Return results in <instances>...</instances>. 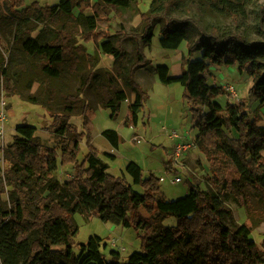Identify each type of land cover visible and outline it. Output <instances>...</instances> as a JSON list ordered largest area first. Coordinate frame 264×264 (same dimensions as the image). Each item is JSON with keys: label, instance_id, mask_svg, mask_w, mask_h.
I'll use <instances>...</instances> for the list:
<instances>
[{"label": "trees", "instance_id": "trees-1", "mask_svg": "<svg viewBox=\"0 0 264 264\" xmlns=\"http://www.w3.org/2000/svg\"><path fill=\"white\" fill-rule=\"evenodd\" d=\"M19 6L22 1L17 0ZM59 0L53 6L41 7V13L53 16L71 14L75 6L80 17L85 18L88 29L83 37L100 45L106 55L116 59L124 53L121 41L113 42L102 30L98 21L104 19L106 6L129 7L136 0H100L95 5L81 0ZM196 0H152L148 11L142 12L144 24L136 38L137 59L126 74H121L132 86L136 100L130 106V122L136 124L144 108L148 92L134 79V69L150 65L164 84L180 83L184 87V99L192 103L194 127L198 130L195 141L210 163L213 190L206 192L189 182V192L174 199L157 197L162 179L150 174L144 177L140 164L130 161L126 175L116 177L108 172L110 165L102 159L93 142L91 128L84 121V131L69 121L75 111L67 105V113H56V135L61 138V164L74 163L77 174L72 180L60 181L55 171L59 167L56 148L44 145L36 136L37 127L30 124L17 126L14 141L3 149L4 157L11 164L0 172V195L7 193L9 203L0 206V264H44L45 260L57 264H264V237L261 244L251 238L249 224L236 228L225 223L230 213L220 199L221 195H235L248 212L255 211L254 199L264 206V125L258 115L252 116L247 105L227 103L222 105L216 98L225 93L223 86L209 84L205 72L211 65L237 66L240 73L253 78L250 95L264 108V42L249 40L242 34L230 31L220 34L216 27L210 32L199 30L200 37L192 41L183 23L188 20L167 18L160 28V43L164 48L177 49L187 41V56L182 57L181 75L170 76L168 65L153 66L146 57L142 43L150 44L154 37L157 20L165 11L183 2ZM253 0H207L219 11L237 16ZM33 5L39 6L38 2ZM92 7V15H84L85 7ZM20 45L27 55L41 56L42 69L50 77L59 76L56 64L69 62L70 72L79 70V57L74 50L82 51L81 45L70 44L71 35L66 28L45 42L31 32H23ZM103 39V42H102ZM0 46L3 48L1 39ZM196 52L202 56L194 60ZM2 57V54H1ZM0 101L3 92H12L4 66L0 59ZM122 70L121 72H123ZM99 74L100 102L111 110V117H118L127 93L119 78L106 74L104 82ZM90 77L83 80L77 94L65 96L73 104L85 103L84 92ZM3 84V85H2ZM82 113L87 112L82 105ZM206 108V110L204 109ZM102 134L110 144L119 149L120 136L115 129H105ZM84 137L88 153L79 163L77 156ZM114 160L116 156L106 153ZM7 186L10 189H7ZM135 186H140L141 191ZM145 207L152 215L145 218L139 208ZM76 213H96L104 222L112 221L126 228L140 231L141 248L121 263V252L111 250L107 259L102 252L103 238L93 235L86 243H79L76 256L73 239L79 233ZM176 217L173 225H165L168 217ZM52 246H62L54 249Z\"/></svg>", "mask_w": 264, "mask_h": 264}, {"label": "rangeland", "instance_id": "rangeland-1", "mask_svg": "<svg viewBox=\"0 0 264 264\" xmlns=\"http://www.w3.org/2000/svg\"><path fill=\"white\" fill-rule=\"evenodd\" d=\"M21 1L22 6H19L17 0H0V39L3 46V48L0 46V59L4 56V66L8 70V77L1 78V82L5 83L8 80L12 89L10 95L4 91L0 101V113L3 110L6 115L4 133L0 136L1 174L11 166L4 157L3 149L14 141L17 126L30 124L37 127L36 136L42 144L54 147L58 151L60 164L55 171L56 177L62 182L74 179L77 174L75 164H61V138L56 135L57 123L53 118L56 113H67V105H74L75 111L69 122L75 125L78 131H84V121L87 120L93 142L99 149L102 159L109 163L108 172L113 176L119 177L125 174L128 182L131 183L132 178L126 173V166L130 161H135L143 166L144 177L150 174L160 178L165 177L160 182V192L156 194L159 198L174 200L185 195V192L189 191V182L195 183L206 192L213 190L210 163L198 146L196 151L191 149L187 152L182 167H176L174 170L169 168L171 171H167L168 165L172 164L170 159L174 145L177 142L193 141L198 133L194 127L193 105L184 99L182 84H164L150 65L136 67L134 79L147 90L148 98L139 113L138 122L133 124L129 121L131 112L128 101L132 99L134 91L129 79L126 82L121 74H126L137 59L135 36L141 32L144 24L141 13L148 11L152 0L132 1L129 7L106 6L107 13L104 19L98 21L97 29L111 36L113 42L121 41L125 51L118 59L106 55L101 46L93 41L84 40L83 35L87 32L88 25L85 18L80 17L78 6L74 7L71 14L58 13L48 16L41 13L40 8L53 6L59 0ZM98 1L100 0H81L83 4L89 3L91 6ZM35 2H38L39 6L33 5ZM74 2L76 4L75 0ZM92 13V7L86 6L84 15H92ZM164 14L165 16L157 20L152 42L150 44L143 42L142 46L153 66L168 65L174 70L180 62L177 71L179 75L181 68H185L181 62L182 57L187 56V41H183L177 49H168L161 45L160 28L167 18L188 20L183 26L188 29L192 41L200 37L199 30L210 32L216 27L220 34L234 31L249 40L264 42V0H253L246 5L244 12L237 16L228 11H219L207 0L186 1L167 9ZM62 27L71 35L70 44L83 47L82 51L74 50L75 56L80 60L79 70L70 72L69 62L66 61L63 65L56 64L60 70L59 76L50 77L42 69L44 59L38 55H27L20 45V39L26 31L31 32V35L39 41L45 42L56 36ZM201 56V52H196L192 58L196 60ZM122 70L124 71L121 72ZM108 73L119 78L127 93V100L124 101L116 118H112L111 110L100 102L101 83L96 79V75L99 74L102 77L100 81L104 82ZM205 76L209 84H218L224 88L225 93L216 98L218 103L226 105L229 102L236 104L244 102L250 114L258 115L260 124L264 125V108L260 107V101L249 93L253 78L248 73H240L237 71V66L211 65ZM88 77L90 82L84 92L85 103L73 104L67 101L65 96L79 93L83 87V80ZM228 85L236 88L239 99L230 96L226 90ZM82 105H85L87 110L84 115L81 114ZM165 127L168 132L164 131ZM108 128L118 131L119 149H114L102 134L103 130ZM173 129L182 136L171 138L169 133ZM80 147L77 161L82 163L88 153L86 137ZM110 152L117 154L114 160L107 156L106 153ZM177 175L181 176L183 181L173 183L172 179ZM8 188L10 189L9 186ZM135 188L142 190L140 186ZM220 199L230 210V213L224 216L225 223L233 228L249 224L252 229L251 238L261 244L264 237V206L253 198L255 211L248 212L246 206L240 203L235 195H221ZM7 202L9 203L8 194L2 193L0 206H5ZM138 212L145 218L152 215L143 206ZM75 220L80 228L73 239L76 256L80 254L79 243H86L93 235L103 238L101 249L107 259L111 258V250L120 251L121 263L127 261L131 253L141 248L140 231L134 228H126L112 221L104 222L96 213L90 215L76 213ZM175 222L176 217L173 216L164 220L165 225H173ZM52 247L62 248V246ZM44 264L57 263L45 260Z\"/></svg>", "mask_w": 264, "mask_h": 264}, {"label": "built area", "instance_id": "built-area-1", "mask_svg": "<svg viewBox=\"0 0 264 264\" xmlns=\"http://www.w3.org/2000/svg\"><path fill=\"white\" fill-rule=\"evenodd\" d=\"M226 90L229 92L230 96L233 99H236V100L239 99L238 91L236 90V88L233 85H230V86L228 85L226 87ZM0 115H1V117H0V120H1L0 136H2V134L4 133V122L6 120V115H5V112L3 110L1 111ZM164 131L168 132V129L165 127ZM169 135L171 138H174V139L182 136L176 129L171 130ZM191 149H194L195 151L197 150V144H196L195 139L193 141H189V142H185V141H182L179 143L177 142L174 145L173 155L171 156V159H170V161L172 162L171 165L174 166L175 168L176 167H182L183 161L186 157V154ZM164 178L165 177H163V178L161 177L162 180ZM182 181H183V178L181 176H178V175L172 179L173 183H179Z\"/></svg>", "mask_w": 264, "mask_h": 264}, {"label": "crops", "instance_id": "crops-1", "mask_svg": "<svg viewBox=\"0 0 264 264\" xmlns=\"http://www.w3.org/2000/svg\"><path fill=\"white\" fill-rule=\"evenodd\" d=\"M182 63V62H181ZM180 65V62H179V64L178 65H176L175 66V68H174V70L171 68V66H169L170 67V76H179V74H178V70H179V66ZM179 66V67H178ZM177 67H178V69H177ZM182 68H181V73H182ZM173 72V73H172ZM181 73H180V75H181ZM174 74V75H173ZM169 85H171V84H169ZM135 100H136V93L135 92H133V97H132V99H130V101H128L129 103H128V107L130 108V106L135 102ZM124 105V102L122 103V106ZM110 112V111H109ZM130 113V112H129ZM129 113H128V116H129ZM115 149V148H114ZM111 154H114L116 157H117V154H115L114 152H110ZM138 163V162H137ZM138 164H140V163H138ZM141 165V164H140ZM142 166V165H141ZM142 168H143V166H142ZM169 168L171 169V170H174V166H172V165H168V168H167V171H171V170H169ZM143 170H144V168H143ZM189 191H186L185 192V194L186 193H188Z\"/></svg>", "mask_w": 264, "mask_h": 264}]
</instances>
